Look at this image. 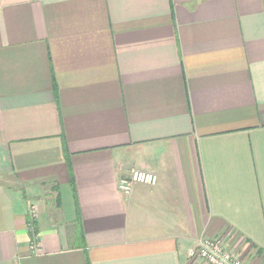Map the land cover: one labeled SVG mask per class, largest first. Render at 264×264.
I'll use <instances>...</instances> for the list:
<instances>
[{
    "label": "crops",
    "instance_id": "crops-1",
    "mask_svg": "<svg viewBox=\"0 0 264 264\" xmlns=\"http://www.w3.org/2000/svg\"><path fill=\"white\" fill-rule=\"evenodd\" d=\"M205 239L264 264V0H0V264Z\"/></svg>",
    "mask_w": 264,
    "mask_h": 264
},
{
    "label": "built area",
    "instance_id": "built-area-1",
    "mask_svg": "<svg viewBox=\"0 0 264 264\" xmlns=\"http://www.w3.org/2000/svg\"><path fill=\"white\" fill-rule=\"evenodd\" d=\"M158 182L159 178L153 172L131 169L119 179L118 189L122 194L130 196L135 185L156 187ZM32 218H34L33 213ZM37 247V244L32 246L35 251H37ZM188 257L203 261L206 264H244L242 256L234 251L227 250L222 239L201 240L196 248L189 250Z\"/></svg>",
    "mask_w": 264,
    "mask_h": 264
},
{
    "label": "trees",
    "instance_id": "trees-1",
    "mask_svg": "<svg viewBox=\"0 0 264 264\" xmlns=\"http://www.w3.org/2000/svg\"><path fill=\"white\" fill-rule=\"evenodd\" d=\"M67 167H68V173H69V176H70V181L72 183V185H74V178H73V172H72V167H71V164L67 163ZM74 238L76 240L75 242V246H78L79 245V240H82L84 242V232L81 231V230H75L74 231Z\"/></svg>",
    "mask_w": 264,
    "mask_h": 264
}]
</instances>
